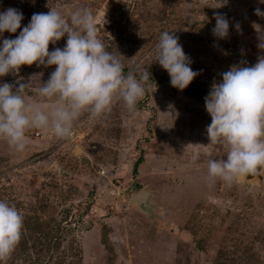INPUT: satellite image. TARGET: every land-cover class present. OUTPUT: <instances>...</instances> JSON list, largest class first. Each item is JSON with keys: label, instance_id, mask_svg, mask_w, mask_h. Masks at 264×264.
<instances>
[{"label": "rangeland", "instance_id": "1", "mask_svg": "<svg viewBox=\"0 0 264 264\" xmlns=\"http://www.w3.org/2000/svg\"><path fill=\"white\" fill-rule=\"evenodd\" d=\"M9 7L22 13L21 28L49 8L91 10L98 38L124 72L148 79L134 110L116 101L100 117L84 112L71 138L29 128L22 151L0 139V200L23 216L20 241L0 264H264V170L230 184L208 179V161L225 158L227 149L209 142L204 106L230 66L264 56V16L254 11L264 12V3L0 0V12ZM216 13L229 22L223 39L212 34ZM163 30L179 37L199 72L183 90L154 61ZM65 41L49 43V51ZM54 68L21 65L0 82L28 83L26 100L47 112L55 100L37 89Z\"/></svg>", "mask_w": 264, "mask_h": 264}, {"label": "clouds", "instance_id": "2", "mask_svg": "<svg viewBox=\"0 0 264 264\" xmlns=\"http://www.w3.org/2000/svg\"><path fill=\"white\" fill-rule=\"evenodd\" d=\"M254 11L264 16L259 8ZM22 19V13L11 7L0 12V37L5 31L16 33L20 28L15 38L0 39V77L17 73L21 65L34 62L37 67L54 65L37 92L55 102L45 112L39 103L26 100L28 83H20L18 79L14 89L13 84L0 82V139L10 148L15 151L25 148L29 128L51 129L56 137L66 138L82 113L100 117L116 101L132 111L145 95L144 81L148 74L142 72L137 79L134 71L124 72L118 56L106 50L98 38L91 10L77 8L65 13L59 7L49 8L46 13H34L21 28ZM228 29V20L216 13L212 34L223 39ZM65 36L62 48L49 51V43L55 45ZM178 41L173 32L160 31L154 61L166 70L170 85L183 90L199 72L190 67V57ZM258 46L264 49V39ZM204 106L211 117L206 126L209 142L227 149L225 158L208 161V179L230 184L239 176L264 170V56L251 66H230L221 74V80L210 86ZM22 227L23 216L15 205L0 200V261H5L19 243Z\"/></svg>", "mask_w": 264, "mask_h": 264}, {"label": "trees", "instance_id": "3", "mask_svg": "<svg viewBox=\"0 0 264 264\" xmlns=\"http://www.w3.org/2000/svg\"><path fill=\"white\" fill-rule=\"evenodd\" d=\"M139 161H141V159H139L138 161H136L135 165H134V168H133V171L135 172V166H137V164L139 163Z\"/></svg>", "mask_w": 264, "mask_h": 264}, {"label": "built area", "instance_id": "4", "mask_svg": "<svg viewBox=\"0 0 264 264\" xmlns=\"http://www.w3.org/2000/svg\"><path fill=\"white\" fill-rule=\"evenodd\" d=\"M72 136H73V133L71 131V134L68 137L64 138V139L71 138Z\"/></svg>", "mask_w": 264, "mask_h": 264}]
</instances>
